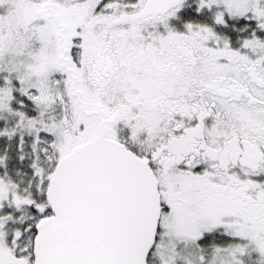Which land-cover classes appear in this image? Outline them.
Returning a JSON list of instances; mask_svg holds the SVG:
<instances>
[{
  "label": "snow or ice",
  "instance_id": "snow-or-ice-1",
  "mask_svg": "<svg viewBox=\"0 0 264 264\" xmlns=\"http://www.w3.org/2000/svg\"><path fill=\"white\" fill-rule=\"evenodd\" d=\"M0 264H264V0H0Z\"/></svg>",
  "mask_w": 264,
  "mask_h": 264
}]
</instances>
